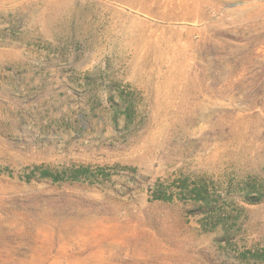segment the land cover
I'll return each mask as SVG.
<instances>
[{"label":"rangeland","instance_id":"374dc122","mask_svg":"<svg viewBox=\"0 0 264 264\" xmlns=\"http://www.w3.org/2000/svg\"><path fill=\"white\" fill-rule=\"evenodd\" d=\"M140 1L0 0V264H264V0Z\"/></svg>","mask_w":264,"mask_h":264},{"label":"trees","instance_id":"16d2710c","mask_svg":"<svg viewBox=\"0 0 264 264\" xmlns=\"http://www.w3.org/2000/svg\"><path fill=\"white\" fill-rule=\"evenodd\" d=\"M87 170V168L86 167H79V168H74V169H69V173H70V175H71V179L72 180H78L79 179V176L81 175V174H84L85 173V171ZM50 172L47 170V169H45L43 172H42V177H48V176H50V174H49ZM54 177V179H56L55 178V176H53ZM156 199H161V198H156Z\"/></svg>","mask_w":264,"mask_h":264},{"label":"bare ground","instance_id":"6f19581e","mask_svg":"<svg viewBox=\"0 0 264 264\" xmlns=\"http://www.w3.org/2000/svg\"><path fill=\"white\" fill-rule=\"evenodd\" d=\"M10 1H13V0H10ZM132 3H135L136 1L140 4V5H142V2L140 1V0H130ZM64 4V3H63ZM66 5V4H65ZM65 5H64V7H65ZM63 7V8H64ZM53 8H55L54 6H53ZM189 8H192L193 9V6H190ZM61 10V9H60ZM71 10V9H70ZM196 10V9H195ZM56 11V10H55ZM190 11V10H189ZM192 12H193V10H192ZM189 14H190V12H189ZM190 16V15H189ZM47 18V17H46ZM49 23V22H48Z\"/></svg>","mask_w":264,"mask_h":264}]
</instances>
